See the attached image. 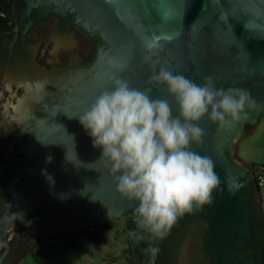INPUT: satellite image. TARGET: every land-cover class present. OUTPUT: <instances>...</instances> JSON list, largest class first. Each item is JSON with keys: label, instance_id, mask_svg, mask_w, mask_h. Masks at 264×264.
<instances>
[{"label": "water", "instance_id": "water-1", "mask_svg": "<svg viewBox=\"0 0 264 264\" xmlns=\"http://www.w3.org/2000/svg\"><path fill=\"white\" fill-rule=\"evenodd\" d=\"M23 1L32 9V0ZM52 2L73 14L85 31L101 37L106 49L100 51L93 77L56 106L51 118L39 120L33 105L43 103L54 87L77 70L87 40L74 27L64 30L58 23L47 29L35 27L29 31L27 27L23 32L5 81V91L9 89L10 93L16 85L3 111L8 132H13L7 157L38 121L31 137L22 144L21 156L12 161L18 183L3 194L6 202L0 219V246L5 245L6 251L0 264L9 250L8 231L9 235L23 234L24 227L26 235L32 231L36 238L73 234L124 215L131 216L127 238L134 252L133 264L138 260L135 250L147 264H158L162 238L137 224L138 202L117 191L119 173H113L106 161L100 160L102 149L93 147L78 116L102 91L111 89L115 79L149 90L153 98L167 99L173 115H178V106L167 87L150 82L160 67L197 84L211 76L217 88L246 89L255 101L246 105L239 120L229 118L220 126L206 115L199 122L205 134L201 144H192V150L214 161L221 185L210 203L194 209L210 223L205 241L213 264H264L244 246L245 239L253 240L247 187L255 179V167L235 160V146L244 124H255L264 112V0ZM163 15L168 17L166 22L161 19ZM173 30L182 34L153 57L159 63L155 67L144 63L143 37ZM10 41L0 49V80ZM18 89L23 90L21 98L16 95ZM230 183L235 185L231 192ZM256 193L262 200L257 185Z\"/></svg>", "mask_w": 264, "mask_h": 264}, {"label": "clouds", "instance_id": "clouds-1", "mask_svg": "<svg viewBox=\"0 0 264 264\" xmlns=\"http://www.w3.org/2000/svg\"><path fill=\"white\" fill-rule=\"evenodd\" d=\"M161 19L166 22L168 17ZM181 34L173 30L144 36V63L155 67L159 60L153 57ZM151 81L167 87L178 115L167 99L115 79L78 118L93 147L102 149L100 160L119 173L117 191L138 202L137 224L163 238L179 217L210 203L220 189L214 161L191 147L201 144L205 134L199 122L207 115L223 126L229 118L239 120L246 105L255 101L246 89L217 88L211 76L197 84L165 67L154 72ZM234 186L229 184L230 192Z\"/></svg>", "mask_w": 264, "mask_h": 264}, {"label": "flooded vegetation", "instance_id": "flooded-vegetation-1", "mask_svg": "<svg viewBox=\"0 0 264 264\" xmlns=\"http://www.w3.org/2000/svg\"><path fill=\"white\" fill-rule=\"evenodd\" d=\"M32 9L29 10V7L26 5V3L22 0L21 2V8L18 11L17 19H18V29L13 32L11 41L9 46L7 47V50L11 49L12 42L15 43L16 48H14V56L16 55L17 48L20 44H22L21 39H23V32L24 30L28 28L30 31L33 28L40 27L41 29H47L51 26H53L55 23H58L62 29H67L68 27H71L79 31L87 40L86 47L82 49L80 53L79 63L77 65V70L72 74L69 75L67 78L63 79L60 86L54 87V91L51 95V93L47 96H45L43 103H41L38 106L35 107L32 111H36L37 115L39 116V120L43 119H49L52 117V110L56 107L64 103L68 96H70L71 92L75 89L79 88L80 86H83V83L88 82L90 78L94 75V67L96 63L99 60V54L101 50L106 49L105 42L102 40L101 37H99L96 33L91 34L84 30L79 24H77L75 17L73 14L67 12L63 9V7H58L52 0H32ZM39 24V25H37ZM77 61V60H76ZM51 95V96H50ZM32 107V108H33ZM31 108V109H32ZM264 116V112L262 116L259 118V121L255 124H244L242 128V135L240 140L237 142L235 146V150L237 151V145L238 143L253 132V130L256 128L262 117ZM37 121L33 123V125L29 128V130L26 131L24 136H22V141L18 146L15 148L14 151H12L11 155L9 157L6 156V151L10 148L9 145L12 142L13 132H4L0 133V219L2 217V214L5 210V198H3V194H5L6 190H10L12 187V184H15L14 182H17L16 173H14V162L16 158L20 157L22 144L31 137L32 131L37 127ZM254 128V129H253ZM230 154V153H229ZM254 187V181L247 187V193L249 195V206L251 210V214L254 209L251 205L252 195L251 192ZM7 193V192H6ZM191 213V212H190ZM200 213V212H199ZM122 217H127L129 219V223L131 221V216L124 215ZM120 217V218H122ZM208 228L203 238L200 240H197L193 245L194 252L192 255V260L195 262L194 264H213L212 263V257L209 252V249L207 247L205 238L207 235V232L209 230L210 223L207 220V218L204 216ZM118 220V219H117ZM110 223V222H108ZM108 223H105L103 225H106ZM100 225V226H103ZM129 226V225H128ZM99 226H96L97 228ZM24 228V227H23ZM93 228V227H92ZM90 228H85L81 230L80 232H83ZM252 230V228H251ZM19 232V231H18ZM76 232V233H80ZM253 232V230H252ZM75 233V234H76ZM67 234L62 235H50V236H63ZM49 237V236H48ZM259 239L261 244L259 245L255 240V234L253 232V240H244V246L247 250L251 251L257 258L258 256L256 253L261 254L264 257V231L261 230L259 233ZM23 235L15 234L14 237H9V231L6 234V240L9 246V250L7 252V255L9 253L15 252L19 255L20 251H29L30 249H33L36 247L38 242L41 240L42 237H37L35 239L26 241L23 239ZM24 242H27L24 243ZM205 244V246L203 245ZM184 248V246H183ZM6 246H0V257L5 253ZM25 251V252H26ZM135 252L139 255V258H144L137 250ZM182 252H184V256H186V249H182ZM182 252L180 253V264H189L190 260L185 261L181 257ZM17 255V256H18ZM189 256V255H188ZM189 256V258H190ZM160 259L158 260L159 264Z\"/></svg>", "mask_w": 264, "mask_h": 264}, {"label": "rangeland", "instance_id": "rangeland-1", "mask_svg": "<svg viewBox=\"0 0 264 264\" xmlns=\"http://www.w3.org/2000/svg\"><path fill=\"white\" fill-rule=\"evenodd\" d=\"M14 48L16 46L13 42L0 80V133L9 130L8 124L3 120V111L7 99L13 98L12 93L15 92L16 87L15 84L12 85V93L9 89L5 91V81L14 55ZM16 95L21 98L23 90L18 89ZM254 130L252 135L238 143L237 149L247 163L264 166V116ZM235 160L242 164L237 151ZM260 194L264 204V190ZM128 225L129 219L122 217L106 225L93 227L76 234L42 236L35 249L25 250L26 252L21 250L19 255L15 252L9 253L2 264H133L134 252L128 251L132 249L127 238ZM26 232L27 230L22 227L23 234L21 235L23 239L29 241L32 239L33 232L31 231L28 235L25 234ZM9 237H14V233H11ZM24 243L27 244V242ZM137 264H147V260L138 259Z\"/></svg>", "mask_w": 264, "mask_h": 264}, {"label": "trees", "instance_id": "trees-1", "mask_svg": "<svg viewBox=\"0 0 264 264\" xmlns=\"http://www.w3.org/2000/svg\"><path fill=\"white\" fill-rule=\"evenodd\" d=\"M21 2L22 0H0V49L3 48L8 39L12 38L13 32L18 29L17 15L21 8ZM255 167V175L264 174L263 166L255 165ZM256 185L257 178L255 176L254 187L251 192V205L256 209L251 214V228L255 234L256 242L260 245L259 233L261 230L264 231V208L257 196ZM207 228L208 224L204 216L196 209L179 217L168 234L161 240L162 255L159 264H180V253L184 248L186 249L185 261L190 260L189 264H194L192 255L190 256L194 252L193 244L204 237ZM203 245L205 246V244ZM128 251H133V249ZM256 255L259 260L264 261L261 254L256 253ZM137 257L140 259L138 254Z\"/></svg>", "mask_w": 264, "mask_h": 264}, {"label": "built area", "instance_id": "built-area-1", "mask_svg": "<svg viewBox=\"0 0 264 264\" xmlns=\"http://www.w3.org/2000/svg\"><path fill=\"white\" fill-rule=\"evenodd\" d=\"M257 178V186L260 191L264 190V174H257L255 175Z\"/></svg>", "mask_w": 264, "mask_h": 264}, {"label": "crops", "instance_id": "crops-1", "mask_svg": "<svg viewBox=\"0 0 264 264\" xmlns=\"http://www.w3.org/2000/svg\"><path fill=\"white\" fill-rule=\"evenodd\" d=\"M255 132V130L253 131V133ZM252 133V134H253ZM251 134V135H252ZM237 154H238V156H239V159L241 160V162H242V164H244L245 166H247L248 168H250L251 166H254L255 167V165L256 164H251V163H247L245 160H244V158H242V156L239 154V151H238V149H237ZM257 166H261V165H257ZM264 167V166H263ZM255 169H256V167H255ZM260 193H261V191H260ZM259 198V197H258ZM262 199V198H261ZM259 201H261L262 202V206H263V208H264V204H263V201L262 200H260V198H259Z\"/></svg>", "mask_w": 264, "mask_h": 264}]
</instances>
